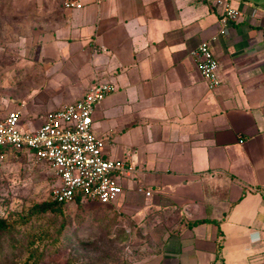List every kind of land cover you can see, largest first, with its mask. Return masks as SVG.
<instances>
[{"label":"crops","instance_id":"obj_1","mask_svg":"<svg viewBox=\"0 0 264 264\" xmlns=\"http://www.w3.org/2000/svg\"><path fill=\"white\" fill-rule=\"evenodd\" d=\"M27 1L33 57L10 67L0 119L19 109L35 131L95 80L114 83L93 129L107 158L137 169L110 205L170 228L152 264H264V0H234L224 34L216 0ZM204 40L214 90L192 55Z\"/></svg>","mask_w":264,"mask_h":264},{"label":"rangeland","instance_id":"obj_2","mask_svg":"<svg viewBox=\"0 0 264 264\" xmlns=\"http://www.w3.org/2000/svg\"><path fill=\"white\" fill-rule=\"evenodd\" d=\"M33 10V2L27 0H0V114L7 110L2 98L9 92L10 66L33 57L34 40L17 42L15 27L21 14ZM54 175L52 167L27 152L12 153L0 163V219L10 223L0 234V264H32L34 260L38 264L153 263V254L162 250V240L170 230L162 225L159 212L160 216H153L154 211L136 215L94 201L29 215L35 203L52 197ZM119 181L123 185L127 179ZM32 253L35 257H30Z\"/></svg>","mask_w":264,"mask_h":264},{"label":"built area","instance_id":"obj_3","mask_svg":"<svg viewBox=\"0 0 264 264\" xmlns=\"http://www.w3.org/2000/svg\"><path fill=\"white\" fill-rule=\"evenodd\" d=\"M215 4L222 15L219 33L224 34L240 10L234 0H216ZM65 7L81 8L82 3L67 0ZM192 55L208 88L219 87L220 61L210 41H201ZM115 90L114 83L97 79L81 98L56 110L37 130L30 132L20 129L22 112L10 110L0 119V163L5 159L6 147L31 150L37 161L54 169L57 181L53 195L58 201L72 202L77 197H86L103 204L115 202L123 192L119 178L137 174L135 166L104 155L103 138L93 129L96 105ZM146 195L150 196L151 191H146Z\"/></svg>","mask_w":264,"mask_h":264},{"label":"trees","instance_id":"obj_4","mask_svg":"<svg viewBox=\"0 0 264 264\" xmlns=\"http://www.w3.org/2000/svg\"><path fill=\"white\" fill-rule=\"evenodd\" d=\"M17 24L18 25L15 26V27L18 28L17 33H16V35H17V40L16 41L17 42H20L24 36L28 35V33H32V31L36 27V12H35V10L30 11V12H25L24 14H21L20 15L19 23L17 22ZM22 29L24 30V32L21 31ZM29 35H31V34H29ZM18 40H20V41H18ZM6 45H8V44L6 43ZM5 55H6V52L3 51V53L1 54V56L4 58ZM12 60L13 59H10L9 58V61L10 62H13ZM12 66H15V65H12ZM12 66H10V67H12ZM4 152H5V159H4V161H6L7 157L10 154H12V153H19V152H21V153L27 152V153H29L33 157V159H35L32 151L31 150H27L25 148L6 147L4 149ZM55 178H56V176H55ZM78 202H80V203H84V202H94V200L88 199L86 197H77L72 202H61V201H58L54 197L53 190H52V197L49 200H45L43 202L35 203L29 209L28 214L29 215H31V214H39L41 212H46V211L51 210V209H61V206H63V205L71 204V203H78ZM97 202L98 203H101L99 201H97ZM101 204H103V203H101ZM9 228H10V223H8L5 219H0V234L2 232H4L5 230H8ZM33 256L35 257V255L33 253L30 254V257H33ZM219 258L221 259L220 256H219ZM32 264H38V260H34L32 262Z\"/></svg>","mask_w":264,"mask_h":264}]
</instances>
